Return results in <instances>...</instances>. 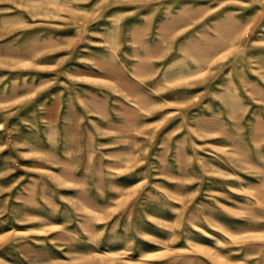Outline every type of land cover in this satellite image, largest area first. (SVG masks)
<instances>
[{
    "label": "rangeland",
    "instance_id": "rangeland-1",
    "mask_svg": "<svg viewBox=\"0 0 264 264\" xmlns=\"http://www.w3.org/2000/svg\"><path fill=\"white\" fill-rule=\"evenodd\" d=\"M0 264H264V0H0Z\"/></svg>",
    "mask_w": 264,
    "mask_h": 264
}]
</instances>
